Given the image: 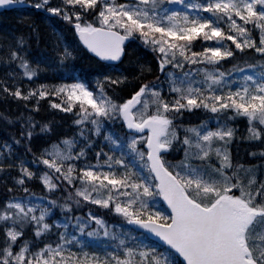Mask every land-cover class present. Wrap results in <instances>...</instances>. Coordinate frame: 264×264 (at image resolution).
Listing matches in <instances>:
<instances>
[{
	"label": "snow or ice",
	"instance_id": "obj_1",
	"mask_svg": "<svg viewBox=\"0 0 264 264\" xmlns=\"http://www.w3.org/2000/svg\"><path fill=\"white\" fill-rule=\"evenodd\" d=\"M17 5L68 22L78 43H64L50 24L54 59L65 66L86 48L97 75L94 88L73 76L24 91L16 76L37 78L41 71L28 58L37 28L0 35V63L22 70H11L13 86L0 80V90L37 101L27 115L4 117L19 124V134L0 141V175L16 172L6 189L16 194L0 201V264H264V146L248 153L257 158L249 165L234 162L230 151L236 139L264 142V0H0ZM201 41L205 46L195 51ZM136 42L155 54L158 71L138 86L152 71L149 63L131 51L132 74L111 63ZM246 51L254 62L218 67ZM128 84L130 95L123 92ZM49 96L60 100H50L52 107L75 113L77 132L33 152L37 132L51 128L45 122L37 129L32 110ZM200 109L216 127L208 120L177 123ZM237 118L248 122L242 137ZM101 133L108 150L98 148L91 160L87 149ZM12 142L31 153L32 168ZM41 166L46 195L39 199L27 183ZM61 190L62 200L52 198ZM84 202L110 210L126 226L91 210L70 215ZM55 207L60 216L53 219Z\"/></svg>",
	"mask_w": 264,
	"mask_h": 264
},
{
	"label": "trees",
	"instance_id": "obj_2",
	"mask_svg": "<svg viewBox=\"0 0 264 264\" xmlns=\"http://www.w3.org/2000/svg\"><path fill=\"white\" fill-rule=\"evenodd\" d=\"M56 2L57 0H52L53 4ZM22 16H27L28 19L22 20ZM50 24L55 25L64 43L70 46H74L78 43V39L74 34V30L69 26L68 22L59 18H53L50 20L46 14L35 11L28 7H16L12 10L0 11V35H5L12 32H23L27 34L31 30L29 27L30 25H33L37 28L38 38L34 35L28 41V58L33 64L38 63L41 67V71L37 74V78H21L19 75H17L15 78L16 82L21 84L24 91H27L28 87H35L41 83L56 84L68 82L73 76H79L81 79L86 80L90 88H94V77L97 75V73L92 71V69L97 66L96 61L91 59L90 54H85L87 51L83 49L82 52L78 50L76 58L70 61L67 65L60 66L54 59L53 45L55 43V36L52 34V28L49 26ZM228 43L231 44L230 41ZM204 46L205 45L203 41H201L200 43L196 44L194 50L199 51ZM128 51H131L133 57H140L143 62L149 63L150 67L152 68L151 72L146 73L140 78L136 86L145 80L150 81L158 76L155 54L150 49L145 48L142 44L138 45V42L127 45L126 54L124 55L123 59L118 64H116L117 67L121 68L122 70H126L129 74L133 73V66L128 63L130 59V56L127 54ZM253 57L254 54L252 51H246L243 53V55L238 53L235 60L226 59L225 62L222 65H218V67H220L221 71H227L232 64L236 63V60L243 61L245 58H248V62L252 63L254 62ZM13 69L17 73L22 71L15 65L9 67L0 63V80H6L9 87L13 86V79L9 78L8 73ZM163 80L164 76L160 75L158 82ZM132 90H134V88L130 84L123 86V92L126 95H130ZM165 91H167L166 86ZM50 100H55L57 103H60L58 97H43L38 101V109L32 110V115L37 121L35 125L37 129H39L40 125L45 122L49 123L51 128L50 132H37L36 136L32 140L33 152H38L39 149L43 148L46 144H51L53 141H57L65 135L71 136L74 132H77V127L72 123L73 120L77 118L75 113H68L63 111L62 108L56 109L52 107ZM36 103L37 101L35 98L30 97L26 101L21 98H16L15 96L6 95L2 90H0V114H3L0 115V141L10 140V134L13 132H15L17 135L19 134V124L9 123L4 119V117H15L21 112H24V114L27 115L29 107ZM209 117L210 114L203 109L192 112L186 111L183 115V118L177 120V123L197 124L200 120H208L211 127H216L214 119H210ZM233 124L238 128L236 133L237 137H242L243 135L247 134L248 122L246 118H237L233 121ZM106 126L112 127L117 132H120L121 130L119 124L112 125L111 122H106ZM181 135H183V132H181ZM89 138L93 137H91L89 134ZM93 139L94 146H90L89 149H87L89 158L91 160H95L94 153L98 148L104 147L105 150H108L106 142L104 145L101 144V141L103 140L102 133ZM12 143L15 151L23 156L26 161L29 162L28 166L32 168V164L30 163L32 160L31 153L26 154L24 147L17 146L14 142ZM262 146H264V142L257 144L246 142L243 139H236L232 142L230 151L232 153L234 162H240L245 165H249L255 164L257 158L250 157L248 153L257 150ZM180 154L182 155V149ZM3 155L4 153L2 149H0V159L3 158ZM103 158L104 157L101 156V160ZM179 158V155H172L168 157V159L171 160H178ZM5 163H7V161H5ZM43 170V166L40 168H33V171L37 173V178L32 179L27 183L29 190L35 192V198L39 199H42L43 196L46 195L43 184L38 178L39 173ZM14 175H16L15 170H13L11 173L0 175V201L7 199L10 195L16 194L15 191H6V189L9 187V184H11V178ZM5 180H7V182H4ZM64 184H66V182H64ZM64 184L60 185L61 189L64 188ZM64 195H67V192L61 190L58 192H53L52 198L60 197L62 200ZM42 202L47 203V201ZM89 210H91L95 215L102 216L108 224H122L126 226V222L122 221L121 218L116 214L98 205L91 204L90 202H84L79 206L73 205V211L70 213V215L75 217L76 213L79 212L82 216H84ZM53 212L55 213V215L52 216L53 219H56L58 216H60L59 207H55ZM92 226L95 227V224L93 223ZM73 250L75 251V249Z\"/></svg>",
	"mask_w": 264,
	"mask_h": 264
},
{
	"label": "water",
	"instance_id": "obj_3",
	"mask_svg": "<svg viewBox=\"0 0 264 264\" xmlns=\"http://www.w3.org/2000/svg\"><path fill=\"white\" fill-rule=\"evenodd\" d=\"M13 7H15V6H0V10H3V9H10V8H13ZM127 43V42H126ZM86 49V48H85ZM87 50V49H86ZM92 55H94V54H92ZM106 63H108V62H106ZM111 63H117V62H111Z\"/></svg>",
	"mask_w": 264,
	"mask_h": 264
},
{
	"label": "rangeland",
	"instance_id": "obj_4",
	"mask_svg": "<svg viewBox=\"0 0 264 264\" xmlns=\"http://www.w3.org/2000/svg\"><path fill=\"white\" fill-rule=\"evenodd\" d=\"M89 251H91L90 249H88ZM96 249H92V251H95Z\"/></svg>",
	"mask_w": 264,
	"mask_h": 264
},
{
	"label": "bare ground",
	"instance_id": "obj_5",
	"mask_svg": "<svg viewBox=\"0 0 264 264\" xmlns=\"http://www.w3.org/2000/svg\"><path fill=\"white\" fill-rule=\"evenodd\" d=\"M52 117V116H51Z\"/></svg>",
	"mask_w": 264,
	"mask_h": 264
}]
</instances>
